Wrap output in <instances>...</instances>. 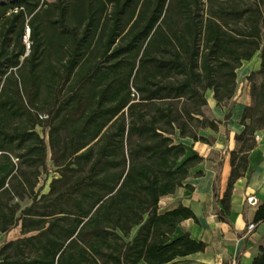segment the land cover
Here are the masks:
<instances>
[{
	"label": "trees",
	"instance_id": "obj_1",
	"mask_svg": "<svg viewBox=\"0 0 264 264\" xmlns=\"http://www.w3.org/2000/svg\"><path fill=\"white\" fill-rule=\"evenodd\" d=\"M256 52L223 221L264 128V0H0V234L21 235L0 264H166L203 251L188 233L172 238L192 211L158 202L202 161L183 159L179 139L217 130L205 92L230 100ZM251 264H264V245Z\"/></svg>",
	"mask_w": 264,
	"mask_h": 264
},
{
	"label": "crops",
	"instance_id": "obj_2",
	"mask_svg": "<svg viewBox=\"0 0 264 264\" xmlns=\"http://www.w3.org/2000/svg\"><path fill=\"white\" fill-rule=\"evenodd\" d=\"M259 66V52L250 60L242 62L236 70L235 93L227 102L217 105L213 91L208 89L205 92L207 106L204 113L216 121L218 127L217 130L200 128L198 135L207 138L209 142L194 141L189 137L179 139L185 145L183 159L199 155L202 161L189 169V175L183 181L184 186L160 198L158 210L165 212L179 204L189 208L196 220H181L172 238L188 233L192 239L203 241L206 246L203 251L176 257L166 264H251L258 252V246L264 245V221L255 224L251 230L247 228L253 223L257 206L264 201V128L255 133L256 145L248 153L247 169L244 175L234 182L227 220H221L217 214V210L221 209L219 200L226 190L230 176V154L238 148L235 137L244 128L240 117L244 106L252 102L246 77ZM44 133V140L48 144L47 131ZM47 149L49 157V147ZM198 172L201 174L198 175ZM247 197H254L255 203H247ZM15 228H18L19 234L12 239L21 236L20 227ZM136 230L137 228L132 230V236ZM137 264L146 263L140 260Z\"/></svg>",
	"mask_w": 264,
	"mask_h": 264
},
{
	"label": "rangeland",
	"instance_id": "obj_3",
	"mask_svg": "<svg viewBox=\"0 0 264 264\" xmlns=\"http://www.w3.org/2000/svg\"><path fill=\"white\" fill-rule=\"evenodd\" d=\"M257 81H258V80H257ZM39 131H40V130H39ZM40 133L42 134V136H44V137L46 138V134H45V133H43V132H41V131H40ZM18 234H19V230H18V228H15V229L11 230L10 232L1 235V236H0V244H1L2 242H4L5 240L12 239V238L18 236Z\"/></svg>",
	"mask_w": 264,
	"mask_h": 264
},
{
	"label": "built area",
	"instance_id": "obj_4",
	"mask_svg": "<svg viewBox=\"0 0 264 264\" xmlns=\"http://www.w3.org/2000/svg\"><path fill=\"white\" fill-rule=\"evenodd\" d=\"M27 37H28V35H26L25 38H24V41H25L26 43H27ZM246 202L249 203V204H254V203H255L254 197H247V198H246ZM254 226H255V225H254L253 223H250V224L248 225L247 228H248L249 230H251L252 228H254Z\"/></svg>",
	"mask_w": 264,
	"mask_h": 264
}]
</instances>
